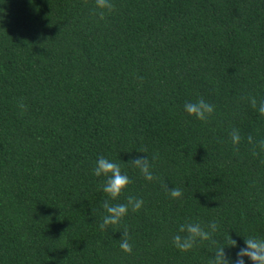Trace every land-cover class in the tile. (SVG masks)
Instances as JSON below:
<instances>
[{"label": "trees", "instance_id": "16d2710c", "mask_svg": "<svg viewBox=\"0 0 264 264\" xmlns=\"http://www.w3.org/2000/svg\"><path fill=\"white\" fill-rule=\"evenodd\" d=\"M112 3L100 19L95 0H0V264H210L264 238V0ZM199 99L206 121L183 110ZM100 156L131 180L115 200ZM129 196L141 208L101 228Z\"/></svg>", "mask_w": 264, "mask_h": 264}, {"label": "clouds", "instance_id": "9594fccd", "mask_svg": "<svg viewBox=\"0 0 264 264\" xmlns=\"http://www.w3.org/2000/svg\"><path fill=\"white\" fill-rule=\"evenodd\" d=\"M96 8L102 11L99 12L100 19L104 18L105 13H110L114 9L112 0H95ZM2 19V17H0ZM249 102L253 107H257V101L255 97H249ZM21 107H23L21 105ZM183 110L188 115H194L196 119L206 121L214 112V105L206 102L203 99H199L196 102H188L183 106ZM257 111L264 115V100H261ZM231 142L233 145H237L240 142V135L237 130L231 132ZM249 143L252 142V137H248ZM259 147L264 149V140L259 141ZM133 163V166L139 170L145 180L151 181L154 179L151 165L147 158H137ZM93 174L97 177L104 176L105 181L102 185V191L107 196L115 200L122 192L123 189L131 183L130 178L126 173L121 171V165L113 160H110L104 156L97 158L95 167L93 168ZM181 191L178 188H172L169 190V195L172 198L181 196ZM143 204L142 199H135L131 196L127 198L126 203L109 204L106 200L103 204L105 215L102 219L101 228L108 225H117L127 215L129 209L133 212L139 210ZM208 231H205L199 223H189L180 226V231H187L188 235L181 237L176 235L173 237V244L181 251H187L191 249L194 244L200 240L210 239L211 233L217 230V225L212 222L208 225ZM124 239L121 240L119 247L126 253L132 252V245L129 243L127 233H124ZM244 246H238L236 240L231 238L228 245L217 247L214 251V257L210 261V264H264V238L258 236H252L243 240ZM231 246L236 248L235 256L226 254V247Z\"/></svg>", "mask_w": 264, "mask_h": 264}]
</instances>
